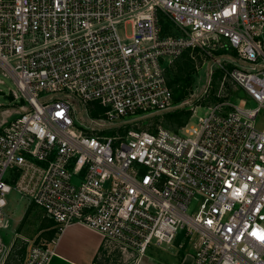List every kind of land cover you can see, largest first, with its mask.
Masks as SVG:
<instances>
[{
  "label": "built area",
  "instance_id": "2783aa9c",
  "mask_svg": "<svg viewBox=\"0 0 264 264\" xmlns=\"http://www.w3.org/2000/svg\"><path fill=\"white\" fill-rule=\"evenodd\" d=\"M185 53L209 63L203 96L217 65L223 101L178 133L124 128L177 107L168 71ZM0 72L27 107L0 128V228L16 189L108 249L197 236L192 264H264V0H0ZM15 248L0 240V264ZM52 253L34 244L24 264Z\"/></svg>",
  "mask_w": 264,
  "mask_h": 264
},
{
  "label": "rangeland",
  "instance_id": "374dc122",
  "mask_svg": "<svg viewBox=\"0 0 264 264\" xmlns=\"http://www.w3.org/2000/svg\"><path fill=\"white\" fill-rule=\"evenodd\" d=\"M188 57L191 59L190 53ZM197 60L199 63L198 69L196 68V64L193 59L191 60L194 66V70L192 72L191 77L193 83H190L186 88L188 95L186 99L183 100L177 106L182 107V109L184 110L191 111L193 107L199 105L200 108L197 109L196 114L191 120L192 124H196L200 117L207 114V107L212 105L215 100L216 103L223 101V99L217 98V96L214 98L215 92L219 89V81L222 76L221 72L217 69V65H212V71H214L215 73L212 77V92L208 95L203 96L204 91L208 85V79L210 74L209 63L203 66L201 65L203 62L202 59L199 58ZM175 66L176 62L168 71V77H174L176 72ZM13 94L21 95L13 80L10 77H5L3 73L0 72V105H5L7 107L6 109L0 110V128L16 120L20 116L21 110L27 109L26 105H24L23 103L15 104L12 101L11 95ZM201 97H204L201 101L196 100L197 98ZM229 100L233 104L255 107V104L253 103L247 105V103H245L243 99L239 98L238 95L235 93H233L232 97H229ZM71 103L73 106V111L76 114L82 112L83 109L78 102H76L74 99H71ZM13 105H16V107L20 108L21 110L12 108ZM148 116H150V114H143L127 118L126 120L132 122V128L141 129L145 131L154 132L159 128H163V123L161 119H157L156 117L152 118ZM262 117L263 118H261L258 123L260 127L264 126V114H262ZM82 121L90 125L98 124V121L93 119V117L88 116L87 114L83 116ZM79 124L81 125V123H78V125ZM8 202V206L4 211L6 213V227L3 229L0 228V240L6 246H10L11 242L15 240L16 248L13 252V255H11V258L15 259L17 258L16 255H18V253L24 251V247L25 249H27L38 240L39 234L41 236L45 235V232L42 231V228H39V223L44 221V213L42 209L32 205L31 201L28 198L22 196L16 189L11 192ZM197 241L198 237L195 236L192 241L185 243H177L175 246L168 248V250L166 251H176L179 257L183 258V256L187 254L195 253L196 247L194 245ZM180 244H183L182 247H180ZM19 247H22V250L19 251ZM110 249V254L107 253L108 250L103 251L100 256V259L98 260L99 264H131V262L135 259V256H131L130 253H123L119 248H115L114 246H112ZM165 249H167L166 246L162 248L152 247L148 251V254H162L166 257H171L169 253L167 254L164 251Z\"/></svg>",
  "mask_w": 264,
  "mask_h": 264
},
{
  "label": "crops",
  "instance_id": "0c3cea01",
  "mask_svg": "<svg viewBox=\"0 0 264 264\" xmlns=\"http://www.w3.org/2000/svg\"><path fill=\"white\" fill-rule=\"evenodd\" d=\"M43 218L44 221L39 223V228L44 227L45 235L39 234L34 244L52 249L53 253L47 264H99L98 260L103 251L108 250L107 253L110 254L109 249L105 247V239L100 233L79 223L70 224L60 230L45 216ZM33 245L27 249L24 247V251L16 255L18 259L10 257L7 264H24ZM20 250L22 247H19ZM166 250L168 248L164 251L171 257L162 254L147 253L143 256L131 254L135 256L131 264H192L194 261L193 254H187L181 258L176 251Z\"/></svg>",
  "mask_w": 264,
  "mask_h": 264
},
{
  "label": "trees",
  "instance_id": "16d2710c",
  "mask_svg": "<svg viewBox=\"0 0 264 264\" xmlns=\"http://www.w3.org/2000/svg\"><path fill=\"white\" fill-rule=\"evenodd\" d=\"M188 56L189 53H185L179 60L176 61L175 75L174 77L171 76L169 77L170 87L173 90L174 98L177 106L183 100L186 99L188 95L186 88L190 83H193L191 77H192V72L194 70V66H193V62L191 61L192 59H190ZM191 116H192L191 111L184 110L182 109V107H176L174 110L170 112L155 117L157 119L162 120L163 128L178 133L182 128H184L189 123ZM130 127H132V125L124 126V128L127 129ZM122 131L123 133H125L124 130ZM52 223L57 227L55 222L52 221ZM44 230H45L44 227H42V231Z\"/></svg>",
  "mask_w": 264,
  "mask_h": 264
},
{
  "label": "water",
  "instance_id": "95a60500",
  "mask_svg": "<svg viewBox=\"0 0 264 264\" xmlns=\"http://www.w3.org/2000/svg\"><path fill=\"white\" fill-rule=\"evenodd\" d=\"M245 93L243 91L240 92V96L244 97Z\"/></svg>",
  "mask_w": 264,
  "mask_h": 264
}]
</instances>
